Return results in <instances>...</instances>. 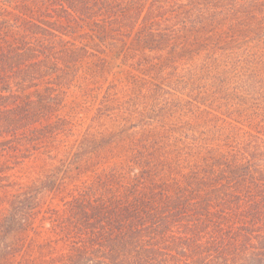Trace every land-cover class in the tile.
<instances>
[{
	"label": "rangeland",
	"instance_id": "1",
	"mask_svg": "<svg viewBox=\"0 0 264 264\" xmlns=\"http://www.w3.org/2000/svg\"><path fill=\"white\" fill-rule=\"evenodd\" d=\"M208 170L264 184V0H0V264H136Z\"/></svg>",
	"mask_w": 264,
	"mask_h": 264
},
{
	"label": "trees",
	"instance_id": "2",
	"mask_svg": "<svg viewBox=\"0 0 264 264\" xmlns=\"http://www.w3.org/2000/svg\"><path fill=\"white\" fill-rule=\"evenodd\" d=\"M210 170L193 176L188 201L179 196L171 203L169 198L156 212L150 250L139 245L140 232L123 234L126 256L136 264H264V184L250 179L232 186L222 182L224 174ZM213 220L241 224L233 230L212 226Z\"/></svg>",
	"mask_w": 264,
	"mask_h": 264
}]
</instances>
